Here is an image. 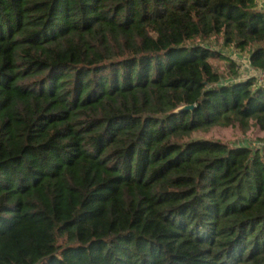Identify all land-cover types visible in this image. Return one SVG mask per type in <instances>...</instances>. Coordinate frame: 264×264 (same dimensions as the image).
<instances>
[{
    "label": "trees",
    "instance_id": "obj_1",
    "mask_svg": "<svg viewBox=\"0 0 264 264\" xmlns=\"http://www.w3.org/2000/svg\"><path fill=\"white\" fill-rule=\"evenodd\" d=\"M259 0H0V264H264ZM195 105L193 110H177Z\"/></svg>",
    "mask_w": 264,
    "mask_h": 264
},
{
    "label": "rangeland",
    "instance_id": "obj_2",
    "mask_svg": "<svg viewBox=\"0 0 264 264\" xmlns=\"http://www.w3.org/2000/svg\"><path fill=\"white\" fill-rule=\"evenodd\" d=\"M191 43H205L210 45L216 50H222L224 52H228L229 54L232 52V56L234 57V52L238 53L239 51L233 47L225 48L223 45L221 36H212L206 40L194 39ZM238 59L234 57V59L230 57H226L224 60H214V64L217 66L219 71L222 73V76L225 80H230L234 77L240 76ZM200 136H206L208 138L221 139L230 144H238V143H246L252 146H255L259 142H262V139L259 138L257 130L253 129L250 132H244L238 127H217L212 129L208 133H201Z\"/></svg>",
    "mask_w": 264,
    "mask_h": 264
},
{
    "label": "built area",
    "instance_id": "obj_3",
    "mask_svg": "<svg viewBox=\"0 0 264 264\" xmlns=\"http://www.w3.org/2000/svg\"><path fill=\"white\" fill-rule=\"evenodd\" d=\"M241 67L240 78H255L258 84L264 86V68H254L250 60L244 62ZM255 146H264V141L259 142Z\"/></svg>",
    "mask_w": 264,
    "mask_h": 264
},
{
    "label": "crops",
    "instance_id": "obj_4",
    "mask_svg": "<svg viewBox=\"0 0 264 264\" xmlns=\"http://www.w3.org/2000/svg\"><path fill=\"white\" fill-rule=\"evenodd\" d=\"M259 6L261 9L264 10V0H259ZM238 51H239L238 53L234 52V57L238 59L237 61H238L239 72H240L241 68H242L241 65L244 62L249 60L250 53H249V51H245V52H242L240 50H238ZM224 53L227 57L234 59V57L232 56V52L230 54L228 52H224Z\"/></svg>",
    "mask_w": 264,
    "mask_h": 264
},
{
    "label": "water",
    "instance_id": "obj_5",
    "mask_svg": "<svg viewBox=\"0 0 264 264\" xmlns=\"http://www.w3.org/2000/svg\"><path fill=\"white\" fill-rule=\"evenodd\" d=\"M194 108H195V105H186V106L179 108L177 112L182 111V110H193Z\"/></svg>",
    "mask_w": 264,
    "mask_h": 264
}]
</instances>
